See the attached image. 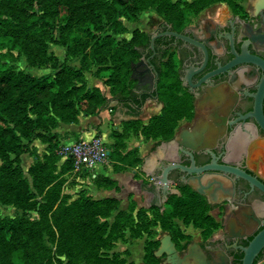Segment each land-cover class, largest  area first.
<instances>
[{
    "label": "trees",
    "instance_id": "trees-1",
    "mask_svg": "<svg viewBox=\"0 0 264 264\" xmlns=\"http://www.w3.org/2000/svg\"><path fill=\"white\" fill-rule=\"evenodd\" d=\"M217 2L235 5L234 0H0V52L17 51L26 56L29 67L50 64L52 68L34 75L0 61V201L40 214L38 220L0 215V264H54L44 234L57 242V256L65 255L69 264H136L106 254L123 235V228L134 221L143 232L149 231L153 218V224L160 220L164 228H171L175 216L203 229L216 227L207 214L210 204L190 187L180 196L171 195L168 208L163 212L157 208L151 212L153 218L148 208L133 215L131 210L119 209L116 197L94 198L86 190L68 202L62 186L75 166L72 158L58 166L65 138L57 128L77 123L83 115H98L117 101L135 118L112 130L109 157L117 172L140 166L139 148L127 150L126 140L132 134L172 139L180 120L192 114L193 101L182 89L175 59L164 62L161 53L154 95L163 108L146 124L138 118L152 95L138 92L134 65L150 48L152 34L135 27L129 38L124 37L129 33L124 19L136 23L143 12L154 10L173 29H180ZM162 42L163 38L156 40L157 49ZM51 44L66 48L63 62L49 52ZM93 68V75L109 87L110 96L90 85L86 73ZM37 140L46 144V152L27 169L32 191L22 156L37 155ZM94 182L119 188L116 180L104 175H97Z\"/></svg>",
    "mask_w": 264,
    "mask_h": 264
},
{
    "label": "flooded vegetation",
    "instance_id": "flooded-vegetation-1",
    "mask_svg": "<svg viewBox=\"0 0 264 264\" xmlns=\"http://www.w3.org/2000/svg\"><path fill=\"white\" fill-rule=\"evenodd\" d=\"M234 1L235 5L226 2L213 3L211 6L217 8L211 14L199 16L195 22L187 23L180 29H173L162 20L151 33L174 30L196 39L209 51L206 65L204 49L201 46L173 36H160L157 39L163 38L161 48L157 49L154 44V48L151 46L147 48L141 58L145 64L141 65L139 70L151 67L152 72L147 73L146 77L136 74L135 78L139 93L155 96L154 77L150 76L157 74L155 66L161 58V53L165 54L164 62L169 61L171 57L175 59L182 89L192 98L193 108L190 117L180 120L174 137L176 135L180 137L185 131L192 135L200 132L206 138L215 136L221 145L215 149L218 156L226 151V154L227 152L229 154L228 161L243 162V169L255 174L258 172L249 166V158L264 141V130L257 126L252 118L245 116L253 111V99L250 95L254 93L255 84L262 78L264 82V0ZM242 49L250 57L258 59L259 66L246 62L233 66L234 60L238 58L235 53L241 55ZM203 65L205 67L200 70ZM191 71L192 82H189L185 77ZM210 72L217 75L212 78L209 85H200V79ZM198 104L202 107H198ZM262 112L264 115V103ZM162 141L159 140L154 152L160 149ZM211 159L212 157L208 155L204 161L200 159L197 164L201 166ZM219 162H222L221 158ZM170 178L175 181L170 188L176 191L170 192L165 202L162 201L153 182H146L143 185V189L148 193L147 208L151 210L149 216L152 218V213L157 208L161 212L168 208L167 202L171 195L180 196L187 187L195 190L193 185L186 182L190 176L185 172L174 170ZM215 180L224 183V190L215 192L217 185L213 184L205 189V194L197 192L210 204L211 208L207 214L214 219L216 227L203 229L175 216L171 218L172 227L164 228L159 220L147 232L142 259L138 261L134 258L129 262L243 264L245 248L264 228V192L256 187L252 188L248 181L240 177L211 171L203 176L205 184ZM189 224L196 226L198 232L182 227ZM263 261L264 248L255 258L254 264H261Z\"/></svg>",
    "mask_w": 264,
    "mask_h": 264
},
{
    "label": "water",
    "instance_id": "water-1",
    "mask_svg": "<svg viewBox=\"0 0 264 264\" xmlns=\"http://www.w3.org/2000/svg\"><path fill=\"white\" fill-rule=\"evenodd\" d=\"M169 27H171V25H169ZM156 28V20L140 18V29L146 31L147 33H152ZM166 35L183 39L195 45L201 46V48L204 49L205 53V65L207 64L209 60V51L207 47L203 46V44L199 43L196 39H193L192 37L186 36L174 30L153 33L151 36V48H154L155 40L158 37ZM243 53V49L241 55L235 53L236 57L238 58L234 60L233 66H236L237 64L243 62L259 66L260 61L258 59L250 57L245 52L244 54L247 56L246 57ZM144 64L145 61L141 60L136 65H134L133 77H136V74H140L141 77H146L148 76L147 73L152 72L153 69H151V67H148L145 70H139V67ZM205 65H203L200 70H202ZM216 75L217 73L215 72H210L204 75L200 79V85H209L212 78ZM152 76L154 77L156 88L158 74L151 75L150 77ZM185 78L187 79V81L192 82V71L188 73ZM262 82L263 78L260 79V81H258L254 86V93L250 95L253 99V111L245 116V118H252L257 126L264 130V115L262 112V104L264 103V82ZM157 101V95H155L154 98H148L141 111L147 106L156 105ZM223 120L225 121L226 117H224ZM190 136L193 135L188 131H185L180 134V137L176 135L172 140L162 141L155 163V168H157V170H146L147 177L152 178L156 183V189L159 192V195H161V199L163 202L166 201L167 196L170 192L176 191L170 188V185L175 182L170 178V175L174 170H180L181 172L187 173L190 178L187 179L186 182L190 185H193L194 189L200 194H205V189L209 188L213 184L217 185L214 189L215 192L220 189L224 190V183L220 180H215L207 184L203 182L204 174L209 171L224 173L226 176L232 175L237 178H243L248 181L252 188L256 187L264 192V141L254 150L249 158V166L256 170L263 177L261 178L258 173L250 174L245 169H243V162L231 163L230 161H228V152L226 154V151H224L222 155L218 156L215 149H218L221 145H219L218 138H216L215 136L206 138L204 134H200V132L196 133V138L194 139L190 138ZM208 155L212 157L211 161L199 166L197 164L198 161L200 159L204 161ZM220 158L222 162H219ZM263 248L264 228L255 235L249 246L245 248L243 264H254L255 258Z\"/></svg>",
    "mask_w": 264,
    "mask_h": 264
},
{
    "label": "rangeland",
    "instance_id": "rangeland-1",
    "mask_svg": "<svg viewBox=\"0 0 264 264\" xmlns=\"http://www.w3.org/2000/svg\"><path fill=\"white\" fill-rule=\"evenodd\" d=\"M220 6H223V5H220ZM215 8H217V7L209 5L208 7H206L207 10H204V11L198 13L197 15L193 16L188 23L195 22V20H197V18L199 16L204 17V16L211 14V12L215 10ZM140 18L156 20V26L158 27V24L160 23L159 20L161 17H159L154 10H146L145 12H143L140 15L139 22H136V23L135 22H129L128 20L124 19V22L129 29V33H125L123 35L124 37L129 38L131 35L130 34L131 31L135 27L140 28ZM49 52L52 53L54 56L58 57L60 62L64 61L65 54H66V48L65 47L60 46V45L51 44L50 48H49ZM0 61L4 62L7 66H15L18 69H24L25 71H27L31 74H34V75H42V74L52 72V68L50 67V64H47L43 67H29L26 56L22 53H18L17 51H15L14 53L8 52L6 50L1 51L0 52ZM70 62L75 64V65H78V66L80 65L78 60H76V59H71ZM95 70L96 69L93 68L92 72L86 73V76L88 78L90 85L97 83L101 86V88L103 89V91H105V93H108L109 88L106 85H104L103 81L100 82L97 79V77H95L93 75V72ZM110 127H112V125ZM112 130H115V129L112 128ZM66 137L67 136H64V138H66ZM35 145L37 146V155L36 156L31 157L30 155H26V157H24V159L22 157V165H23L22 167L25 170L24 175L26 176L28 183H29V188L32 191L34 190L32 187V177L28 173L27 169L29 168L30 165H32L37 160H41L43 158V155L46 152V144H43L39 140H37V141H35ZM64 160H66V159L63 158V156H62V160L59 161L58 166ZM101 165L107 169L112 170L111 165H113V163L111 161V158L109 157ZM126 171L131 172L132 170L128 168V170H125L123 172H126ZM77 178H81V180L78 181ZM142 178L143 177L140 174L136 173V174H134L133 179L134 180H138V179L140 180ZM93 181H94V177L92 176V173L86 172V171L81 170V169L75 170V168H74L72 173H68L64 176V183L62 186V194L65 195L66 197L69 196L70 198L67 199V201L70 202L71 199L77 198L82 190H84V191L86 190V193L91 191V188L89 186H91L90 182L93 183ZM144 185H145V183H144ZM117 190H119V188ZM142 197L144 200H146L144 194ZM131 198L132 197L130 195V199ZM38 199L40 200V197ZM118 200H119V209L120 210H128V211L131 210L133 215H136V212L138 211V209L147 208L144 206L138 207V205L135 201H131L129 206L127 207V209H121V201H120V199H118ZM131 204L133 205L132 209L130 208ZM0 215L2 217H9V218L23 217V218H26L28 220H38L40 217V214L37 210H27V209H23L22 207H19L17 205L4 204L1 201H0ZM149 217L152 218L151 216H149ZM110 220H111L110 222H112L113 217L110 218ZM154 222L155 221L153 218L151 225H154L153 224ZM128 225L129 226L123 228V235L120 238L115 240L113 247L110 250H107L106 254H109L110 256H112L113 254H117L119 257H121L127 261H133L134 258H137V260L140 261L142 259V256H143L144 246L146 245L147 232L140 231L141 230L140 224L136 223V221L132 222L131 225L130 224H128ZM182 227L183 228L186 227L188 229H193L196 231L198 229L196 226H192V224H189L186 226L182 225ZM197 232H194V233H197ZM44 244L47 245L51 249V255L53 256L54 264H69L68 258L65 255L57 256L58 255L57 251H56L57 250V242L56 243L50 242L49 236L47 234H44ZM261 264H264V261Z\"/></svg>",
    "mask_w": 264,
    "mask_h": 264
},
{
    "label": "crops",
    "instance_id": "crops-1",
    "mask_svg": "<svg viewBox=\"0 0 264 264\" xmlns=\"http://www.w3.org/2000/svg\"><path fill=\"white\" fill-rule=\"evenodd\" d=\"M158 15V14H157ZM159 16V15H158ZM160 17V16H159ZM163 18H160V22H162ZM139 22V20H138ZM131 36V35H130ZM100 82L102 79L97 78ZM104 82V81H103ZM94 86H101L97 83L93 84ZM105 85V84H104ZM109 88V87H108ZM102 89V88H101ZM103 90V89H102ZM105 92V91H104ZM110 96V92L106 93ZM200 107V104H198ZM163 108V103L161 101H157L156 105L147 106L143 109L138 116L139 119L143 123H148L150 118L156 114H159ZM135 118L133 113L129 110V108L124 107L121 104H118L117 101H111L106 109H103L98 115L94 116H81L77 123L71 124H61L57 131H59L63 136H67L63 142H72L80 139H91L94 136L102 137L106 142L108 147L111 146L114 139L111 136L112 128L113 129H121L123 122L126 120H130ZM182 123V122H181ZM112 125V127H110ZM177 127L176 130H178ZM177 132V131H176ZM192 134V133H190ZM196 133L190 138H196ZM127 150L133 148H139L140 155L143 158L142 164L136 167H130L132 171H120L117 172L112 166L111 169H107L103 167L101 164L98 165L92 171H86L92 173V176L95 178L97 175H104L110 177L117 181L119 186V190L116 188H106L98 186L94 181L91 183V191L88 192L89 195L94 198H105V197H116L121 201V209H127L131 201H135L138 207L148 206V193L143 189V185L146 182H153L156 186V183L152 180V178L147 177L146 170H154L156 159L159 153V149L154 152L157 143L159 140L155 139H147L143 135H135L132 134L127 140ZM152 152V154L150 153ZM28 154H24L22 157H26ZM113 163V162H112ZM140 174L143 178L134 180V174ZM145 178V179H144ZM78 181L81 178H77ZM133 186V187H132ZM143 194L145 195V199H143ZM131 195V199H130Z\"/></svg>",
    "mask_w": 264,
    "mask_h": 264
},
{
    "label": "built area",
    "instance_id": "built-area-1",
    "mask_svg": "<svg viewBox=\"0 0 264 264\" xmlns=\"http://www.w3.org/2000/svg\"><path fill=\"white\" fill-rule=\"evenodd\" d=\"M107 142L100 136L63 142L60 154L63 158H72L75 170L92 171L109 158Z\"/></svg>",
    "mask_w": 264,
    "mask_h": 264
}]
</instances>
